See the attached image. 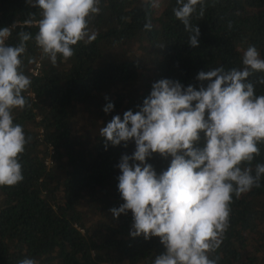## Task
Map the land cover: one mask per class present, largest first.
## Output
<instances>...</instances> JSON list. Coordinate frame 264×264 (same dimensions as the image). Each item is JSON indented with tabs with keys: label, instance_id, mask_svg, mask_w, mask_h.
<instances>
[{
	"label": "trees",
	"instance_id": "16d2710c",
	"mask_svg": "<svg viewBox=\"0 0 264 264\" xmlns=\"http://www.w3.org/2000/svg\"><path fill=\"white\" fill-rule=\"evenodd\" d=\"M175 6L176 0H165L157 14L144 0H100L101 11L89 22L96 39L79 42L73 57H58L55 66L41 59L34 39L27 42L22 70L32 83L22 94L31 107L13 115L31 142L20 157L23 181L0 187V264H19L25 257L37 264H153L164 251L158 237L130 236L131 211L113 218L110 209L124 203L117 165L135 144L106 149L100 128L115 115L137 111L160 79L198 87L200 71L242 68L250 45L264 59V0H205L204 16L191 18L200 29L197 48L188 44L190 34L175 18ZM30 16L34 22L26 25ZM40 18L27 0H0V29L12 28L8 45L19 43L20 31L34 37ZM261 79L264 72L248 78L257 96L264 95ZM109 101L114 109L106 114ZM80 119L97 130L90 133ZM50 146L53 166L47 167ZM258 147L253 175L255 165L264 163V144ZM147 162L159 175L171 157L153 154ZM216 256L218 264H264V177L259 187L234 198Z\"/></svg>",
	"mask_w": 264,
	"mask_h": 264
},
{
	"label": "clouds",
	"instance_id": "9594fccd",
	"mask_svg": "<svg viewBox=\"0 0 264 264\" xmlns=\"http://www.w3.org/2000/svg\"><path fill=\"white\" fill-rule=\"evenodd\" d=\"M27 2L40 10L35 36L20 31L19 43L11 46L6 41L12 28L0 29V187L23 181L20 157L31 142L13 115L16 109L31 107L22 94L32 83L22 70L27 42L34 39L41 59L53 66L58 57L67 61L74 55L73 46L96 39L89 22L101 11L100 0ZM144 2L160 6L159 0ZM172 11L190 34L188 44L199 47L200 29L191 18L204 16L205 0H176ZM33 22L30 16L24 23ZM145 28L150 30L151 23ZM242 65L200 71L198 87L160 79L137 111H125L122 118L115 115L99 130L106 149L109 144L125 148L135 144L132 154H123L117 165V187L124 203L110 211L113 218L131 211V237L159 238L164 251L153 264H218L219 256L212 254L229 229L234 198L260 186L264 163L255 165L254 175L250 166L260 154L258 145L264 144V95L257 96L248 80L264 72V59L255 46L244 50ZM113 109L109 101L103 111ZM153 154L171 157L170 166L159 175L147 162ZM19 264L37 261L25 257Z\"/></svg>",
	"mask_w": 264,
	"mask_h": 264
},
{
	"label": "rangeland",
	"instance_id": "374dc122",
	"mask_svg": "<svg viewBox=\"0 0 264 264\" xmlns=\"http://www.w3.org/2000/svg\"><path fill=\"white\" fill-rule=\"evenodd\" d=\"M160 6L158 8H155L156 13L159 14L160 12H162L163 8H164V4H165V0H159ZM81 121V126H83L84 128H86V130L90 131V133H93L97 130V128L92 127L90 124H86L85 122Z\"/></svg>",
	"mask_w": 264,
	"mask_h": 264
},
{
	"label": "built area",
	"instance_id": "2783aa9c",
	"mask_svg": "<svg viewBox=\"0 0 264 264\" xmlns=\"http://www.w3.org/2000/svg\"><path fill=\"white\" fill-rule=\"evenodd\" d=\"M40 66H41L40 64H37L36 69H34L32 71L35 76L38 75ZM48 151H49V155H48V158L46 159L45 165L47 167H52L53 166V161H52L51 155H53V148L50 146V148L48 149Z\"/></svg>",
	"mask_w": 264,
	"mask_h": 264
}]
</instances>
